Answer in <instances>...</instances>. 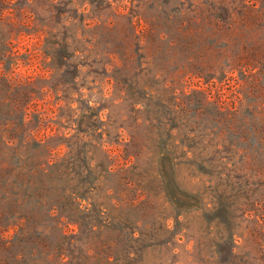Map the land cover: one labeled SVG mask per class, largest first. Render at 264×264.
I'll return each mask as SVG.
<instances>
[{"label": "rangeland", "instance_id": "374dc122", "mask_svg": "<svg viewBox=\"0 0 264 264\" xmlns=\"http://www.w3.org/2000/svg\"><path fill=\"white\" fill-rule=\"evenodd\" d=\"M0 264H264V0H0Z\"/></svg>", "mask_w": 264, "mask_h": 264}]
</instances>
